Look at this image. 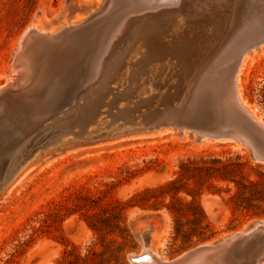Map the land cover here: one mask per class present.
I'll list each match as a JSON object with an SVG mask.
<instances>
[{"label": "rangeland", "instance_id": "374dc122", "mask_svg": "<svg viewBox=\"0 0 264 264\" xmlns=\"http://www.w3.org/2000/svg\"><path fill=\"white\" fill-rule=\"evenodd\" d=\"M104 1L0 0V87L14 74L13 60L20 38L28 29L59 32L68 24L66 16L72 3L97 7ZM137 2L113 0L98 18L83 28L93 24L101 31L112 19L128 13ZM133 13H128L130 18ZM85 18L86 14L77 13L72 22ZM71 37L77 36L67 38ZM100 37L101 32L96 34L92 45L86 42L82 46L87 55L85 68L91 64L92 55L88 53L99 47ZM240 75L243 102L264 121V54L247 60ZM45 85L46 91L48 85ZM44 90L37 100L40 94L45 95ZM19 117L21 122H26L33 114ZM105 123L101 116L102 126ZM174 131L166 129L150 135L79 143L23 171L0 196V264H137L131 261V256L142 252L138 235L142 228L154 230L156 253L164 261H171L197 245L215 242L246 230L251 223L264 221V215H253V210L237 209L231 200L235 184L225 179L227 175L223 171L215 172L199 196L215 236L191 245L175 239L173 222L177 216L168 207L173 202L186 205L191 201L186 188H196L193 181L178 192L173 189L193 173L194 166L215 161L213 165L221 168L222 164L244 163L249 159V166H242L240 171L254 180L258 171H264V164L254 161L250 150L243 145L211 140L197 142L187 132ZM188 163L190 170L183 168ZM258 163L260 168L252 169ZM171 182L174 184L168 186ZM119 209L120 223L127 229L126 239L115 226ZM186 218V214L181 217ZM192 264L205 262L201 258Z\"/></svg>", "mask_w": 264, "mask_h": 264}, {"label": "water", "instance_id": "95a60500", "mask_svg": "<svg viewBox=\"0 0 264 264\" xmlns=\"http://www.w3.org/2000/svg\"><path fill=\"white\" fill-rule=\"evenodd\" d=\"M112 1L105 0L97 7L72 3L65 28L59 32L46 29V35L74 33L98 18ZM77 13L86 14V18L71 27ZM164 13L180 19L183 28L179 36L162 38L165 56L154 64L157 67L153 74L111 79L105 102L114 101L118 95L129 98L101 108L106 122L103 126L91 132L77 128L62 139L44 134L43 127L50 121L46 116L72 119L96 99L92 94L94 79L82 78L85 50L70 48L41 68L39 78L48 89L36 100L28 93V81L16 61L25 53L29 39L41 31L30 28L22 35L13 60L14 74L0 87V196L27 168L69 147L166 129L187 132L197 142L243 145L254 161L264 164V124L241 103L236 86L243 55L264 44V0H220L197 4L192 9L187 8V0H177L173 5L135 12L131 17L154 16L158 21H169V17L163 18ZM143 81L144 86L151 84L150 91H141ZM32 112L46 120H39V115L35 120L20 121V115ZM121 112H126V118L118 117ZM148 231L138 232L143 243L148 241ZM194 257H202L205 264H263L264 221L251 223L246 230L215 242L197 245L169 264ZM140 258L131 256V261L139 263Z\"/></svg>", "mask_w": 264, "mask_h": 264}, {"label": "bare ground", "instance_id": "6f19581e", "mask_svg": "<svg viewBox=\"0 0 264 264\" xmlns=\"http://www.w3.org/2000/svg\"><path fill=\"white\" fill-rule=\"evenodd\" d=\"M176 1L177 0H138L137 4L133 8L129 9L128 13L142 10L144 11L148 8L156 6H169L173 5ZM213 1L219 2L220 0H187V8L192 9L197 4L204 6ZM118 9L121 11L120 7ZM128 13L125 12L124 14L115 17L110 21V23L105 25L101 31L98 27H96V25L93 24L86 28L82 27L74 33L63 31L60 36L54 35V33H49V35H46L47 32L44 30L41 31L40 35L33 36V38L29 39L27 42L25 53H22L16 62L18 67L22 69L25 79L28 81V93L33 99L37 100V95H39V93L44 90L45 85V83L43 85V82L40 80L38 74L41 68L46 63L54 60L56 56H60L64 52L70 50V48L79 47L83 49L82 46H85L86 42H89L86 43L88 45L91 44L96 34L98 35L101 32L99 47L94 49L92 53H88L89 55H92L91 64L89 67H87L88 69L85 68V66L84 71L82 72V78L87 77L89 79H94L96 84L92 88V94H96V99H93L91 102H89L88 107L83 108L80 116L76 115L72 119H65L60 116H46V119L49 118L50 120L49 123L43 127V132H45L44 134L46 136L62 139L64 137H68L70 134H73L74 130L77 128H79L81 132L86 130L87 132H91L94 128L101 127V116L103 114L101 112V108L103 106H111L112 103H120L121 101L129 98L128 95H118L115 97L114 101H109V103H106L105 99L110 94L109 90L107 89L110 80H118L122 79L123 77L129 78L130 76L153 74V71L157 67L154 64L158 61H162L165 56L164 47L161 43L162 38L172 35L179 36L183 28L181 20L174 17V15L171 13L163 14V18H166L167 16L169 17V21H164V19L162 21H158L154 16L130 18ZM110 15L111 13L109 16ZM74 22L75 21L71 22V27L75 26ZM69 35L77 37H71L68 39L67 37ZM68 42L69 44L66 45ZM38 47H40L39 51H35V49ZM263 52L264 44L243 55L236 75V86L238 98L241 103L258 121L264 124V121L258 118V116H255L254 112L248 108L249 105L247 106L243 102L239 88V76H241L240 73L242 72L247 60L252 59L254 56L258 57L261 54H264ZM86 57L87 55L85 56V61ZM148 66H150V68H148ZM111 75L113 77H110ZM140 86H142L141 91L151 90L150 83H148L147 86H144L143 81ZM41 95L42 94H40V97ZM80 107L82 106L79 105L78 108ZM32 114L33 117L31 119L34 120L40 115L36 114V112H32ZM40 116L41 118H39V120L42 118L45 119L44 116ZM126 116V112H121V114L118 115V117L121 118H126ZM67 140H70V138L63 141ZM17 179L18 177L13 180L11 184H9L4 192L9 190ZM4 192H2L1 195ZM153 231L154 230L150 228L148 231L149 236L147 243L142 242V252L139 255H132V257H141L139 263L169 264L170 261H164L159 256V254L156 253L155 243L157 235L154 234ZM201 258L202 257H194L184 263L179 264H192Z\"/></svg>", "mask_w": 264, "mask_h": 264}, {"label": "trees", "instance_id": "16d2710c", "mask_svg": "<svg viewBox=\"0 0 264 264\" xmlns=\"http://www.w3.org/2000/svg\"><path fill=\"white\" fill-rule=\"evenodd\" d=\"M214 162L211 164L207 163L208 165L205 162L202 166H194L192 169L193 173L184 178L181 186L173 189L178 192L182 187H187L189 181H193L196 185V188H186L187 193L192 197L188 204L181 205V203L173 202V204L168 207L170 213L177 216L173 222V234L175 239H180L185 245L205 242L211 240L215 236V232L211 230L210 223L199 202V196L203 193L205 184L214 177L215 172L223 171L227 175L224 176L225 179L235 184L236 191L231 197V200H233L237 209L253 210V215L256 216L264 215V171H258V178L250 180L240 171L242 166H249V159L244 163L236 161L222 164L221 168L215 167L213 165ZM260 166L261 165L258 163L256 169L253 167L252 169L257 170ZM190 167V163L183 166V168L187 170H190ZM173 184L174 182H171L168 186ZM117 214L118 218L115 226L119 228L123 238L126 239L127 229L120 223V209ZM184 214L187 215V218L182 220L181 217Z\"/></svg>", "mask_w": 264, "mask_h": 264}, {"label": "built area", "instance_id": "2783aa9c", "mask_svg": "<svg viewBox=\"0 0 264 264\" xmlns=\"http://www.w3.org/2000/svg\"><path fill=\"white\" fill-rule=\"evenodd\" d=\"M133 263H137V264H139L138 262H133Z\"/></svg>", "mask_w": 264, "mask_h": 264}]
</instances>
